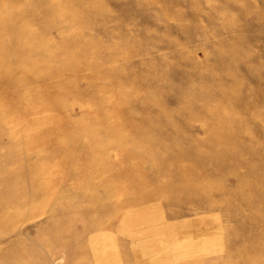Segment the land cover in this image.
Returning a JSON list of instances; mask_svg holds the SVG:
<instances>
[{
    "label": "rangeland",
    "instance_id": "obj_1",
    "mask_svg": "<svg viewBox=\"0 0 264 264\" xmlns=\"http://www.w3.org/2000/svg\"><path fill=\"white\" fill-rule=\"evenodd\" d=\"M0 213V264H264V0H0Z\"/></svg>",
    "mask_w": 264,
    "mask_h": 264
},
{
    "label": "crops",
    "instance_id": "obj_2",
    "mask_svg": "<svg viewBox=\"0 0 264 264\" xmlns=\"http://www.w3.org/2000/svg\"><path fill=\"white\" fill-rule=\"evenodd\" d=\"M188 234L187 230L185 231H173L171 229H164L161 233L154 235L152 242L143 246H139L134 249L133 257L136 264H165L170 263V260H175L180 255V251L183 246L181 244L182 236ZM138 236V235H137ZM90 238V237H89ZM97 236L93 237L92 240L86 241L85 245L83 242L78 243L74 242V249H97L98 241L96 240ZM91 239V238H90ZM91 247V248H90ZM58 249H66L64 243L60 242ZM121 252V250H120ZM173 255V257L171 256ZM184 255H181L182 257ZM122 260L124 261L123 254L121 253Z\"/></svg>",
    "mask_w": 264,
    "mask_h": 264
},
{
    "label": "bare ground",
    "instance_id": "obj_3",
    "mask_svg": "<svg viewBox=\"0 0 264 264\" xmlns=\"http://www.w3.org/2000/svg\"><path fill=\"white\" fill-rule=\"evenodd\" d=\"M3 1V0H2ZM6 3V2H5ZM3 4H4V2H3ZM7 71V70H6ZM16 71V70H15ZM89 78V77H88ZM54 81V80H53ZM30 86H32V85H30ZM29 89V88H28ZM24 91H25V89H24ZM26 92V91H25ZM29 93V92H28ZM27 94V93H26ZM101 95V94H100ZM26 97H28V96H26ZM33 98V97H32ZM11 125V124H10ZM12 129V128H11ZM13 131V130H12ZM20 135V134H19ZM25 135V134H24ZM80 135V134H79ZM15 136V138H16V136L18 137V135L16 134V135H14ZM23 137V136H22ZM25 137V136H24ZM23 137V138H24ZM27 137V136H26ZM24 139H26V138H24ZM14 140V139H13ZM17 146V145H16ZM42 151V150H41ZM43 153V152H42ZM33 170V169H32ZM97 172V171H96ZM103 184V183H102ZM105 188V187H104ZM91 208H93V206L91 207ZM94 213V212H93ZM1 214V213H0ZM91 248V247H90ZM97 254H99V253H97ZM97 254H94V255H97ZM109 256V255H108ZM102 257H104V256H102ZM120 261V260H119ZM114 264V263H113Z\"/></svg>",
    "mask_w": 264,
    "mask_h": 264
}]
</instances>
